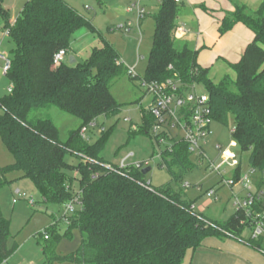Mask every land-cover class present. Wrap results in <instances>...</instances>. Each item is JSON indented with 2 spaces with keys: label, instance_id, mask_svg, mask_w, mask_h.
Listing matches in <instances>:
<instances>
[{
  "label": "trees",
  "instance_id": "1",
  "mask_svg": "<svg viewBox=\"0 0 264 264\" xmlns=\"http://www.w3.org/2000/svg\"><path fill=\"white\" fill-rule=\"evenodd\" d=\"M0 0V20L12 44L10 69L6 77L9 94L0 99V139L12 154L14 163L0 170L4 176L18 172L29 179L45 201L70 202L80 192V210L68 218L69 231L76 228L80 245L67 256H53L44 248V264L56 261L75 264H183L187 252L199 249L208 238L236 240L262 251V241L242 236L245 227L235 212L218 223L198 213L182 190H174L189 171L197 168L182 142H173L161 153L159 167L166 169L171 181L151 190L142 169L130 167L106 170L110 165L102 157L106 137L89 145L80 130L96 119L117 115L120 106L111 95L112 84L126 75L118 52L103 41L89 59L75 67H52L60 50L70 49L73 34L89 21L62 0H29L14 23ZM234 3V2H233ZM234 12L226 18L219 33L236 23L245 25L254 35L237 64L231 66L235 79L223 77L217 84L197 65V53L176 40L179 6L175 0H160L153 16L154 32L145 76L147 82L178 79L185 85L197 84L206 92L213 121L226 125L234 120L232 133L250 168L260 174L264 187V1L256 12L234 3ZM114 31V30H113ZM119 63V64H118ZM129 78V77H128ZM130 80H133L129 78ZM56 109L78 120L65 142L58 129L41 112ZM148 134L152 119L143 113ZM78 159L70 165L65 157ZM145 162H140L143 165ZM74 171L76 177L68 175ZM98 175L92 180L93 175ZM6 181L0 179V189ZM76 184L78 190H75ZM50 232L53 246L63 236ZM43 235V236H44ZM43 238V237H42ZM8 222L0 215V263L16 249L8 248ZM50 238L48 237L49 241Z\"/></svg>",
  "mask_w": 264,
  "mask_h": 264
},
{
  "label": "rangeland",
  "instance_id": "2",
  "mask_svg": "<svg viewBox=\"0 0 264 264\" xmlns=\"http://www.w3.org/2000/svg\"><path fill=\"white\" fill-rule=\"evenodd\" d=\"M29 0H4L3 7L9 11V18L18 17L24 5ZM74 8L79 14L85 17L90 26H84L76 31L70 41V52L77 57V62L82 64L86 62L94 48L102 47L103 41L114 47L124 61V66H136L137 55L143 57L136 66V73L139 79L130 80L127 75L118 78L111 86V95L120 106L116 116L111 118L100 117L96 119V128H87L85 141L92 145L96 143L102 135L106 137V142L102 151V157L106 163L117 165L122 159L131 156L129 163L148 162L150 172L146 175V180L151 181L154 188H160L170 183L171 178L166 169L159 167L160 155L169 146L165 141L159 144L151 131L143 134L140 131L144 128L143 113L150 104L151 98L146 95L145 90L140 87V82L145 76L149 52L151 49V37L154 31L153 16L156 14L158 1L153 0L150 3L152 16H148L141 28V37L126 29L118 30L119 27H125L128 23H133L129 18L115 13L114 8L118 3L125 0H62ZM128 0H126L127 2ZM139 0L128 5L132 7L137 5ZM156 3V6H155ZM105 4V5H104ZM110 7L103 11V5ZM134 11L131 9V12ZM136 11V10H135ZM138 14V11H137ZM118 15V16H117ZM138 18V15H137ZM107 28H113L112 34L107 33ZM137 35V36H134ZM6 36L0 30V53H4L10 58L11 42L5 39ZM4 63L0 61V99L9 94L10 83L2 71ZM197 91L202 94V87H197ZM40 115L49 117L59 133V140L65 142L68 135L78 127V120L64 114L56 109H50L41 112ZM103 128L101 135L99 129ZM234 129V120L230 116L226 125L212 123L213 135L209 138L206 146V153L209 161L214 166L222 164L220 153L215 150L218 144L223 149L229 146L234 140L231 130ZM240 156L238 147L233 146ZM241 164L244 174L248 173L250 168L247 162V156L241 155ZM65 161L70 165H76L78 159L67 155ZM12 154L5 148L0 139V170L13 165ZM208 162L205 161L199 166L184 175L178 184L172 183L174 190H182L187 201L193 202L195 211L203 214L208 219L223 223L234 213L233 195L243 194L241 188L232 191L221 183L220 176L207 168ZM237 167L235 165H226L224 179L230 178ZM72 178L76 177L74 171H68ZM18 172H10L1 175L6 183L0 189V215L8 222V248L16 245L15 251L0 264H44V248L51 255L61 257L67 256L76 251L80 245V235L76 228L69 231L68 218L74 216L80 208L74 205V211L65 213L64 204L53 201H45L34 184L26 178H21ZM185 185L189 188L186 189ZM75 190L78 188L74 184ZM215 191L213 197H207L210 191ZM29 202H33L30 204ZM67 221H66V220ZM54 230L55 234L63 236L70 232L69 238L61 239L53 246L52 235L47 233L49 241L43 240L45 231ZM244 238L249 237V231L244 230ZM260 254L264 256V245ZM191 252H187L183 264L190 263ZM53 264H75L56 261Z\"/></svg>",
  "mask_w": 264,
  "mask_h": 264
},
{
  "label": "built area",
  "instance_id": "3",
  "mask_svg": "<svg viewBox=\"0 0 264 264\" xmlns=\"http://www.w3.org/2000/svg\"><path fill=\"white\" fill-rule=\"evenodd\" d=\"M175 3L180 5L181 0H175ZM134 8L138 11V19H142L145 15L144 11L139 9L137 5L131 7V9ZM130 26L128 23L125 27H119L118 30L126 29L129 31ZM66 54L65 50L55 53L52 59V67L58 68L64 64ZM0 60L4 63L2 71L6 75L10 69V58L4 53H0ZM125 68L126 75L129 78L133 80L138 79L133 68ZM140 87L151 98V102L146 108L145 113L153 121L149 130L154 135L155 140L159 144L165 141L169 142L168 148L166 147L167 149H170L171 144L175 141L184 143L187 146L190 158L197 167L202 166L207 161V168L220 176L223 186L231 191L241 188L243 194L240 196L233 195L235 212H238L242 217L241 225L245 227V230L249 231L247 239L252 241L260 240L264 245V187L259 188V184L261 183L259 180L260 174L253 168H249L248 173L244 174L240 158L243 153L234 140L225 149L218 144L215 146V150L220 153L221 165L214 166L207 157L206 146L209 138L213 135L212 123L214 121L206 92L203 90V93L200 94L197 91V87H200L199 85H185L178 79H168L164 82H147L142 79ZM88 127L94 129L97 126L94 122L82 128L80 136L83 140H85V133ZM102 132H104V129L100 128L99 133ZM233 132L234 129L231 130V134ZM234 145L238 147L240 156L233 150ZM130 157H125L115 165L117 169L111 167V165H106L105 169L121 171L130 167L142 170L149 167L148 162H145L143 165L140 162L129 163ZM159 159L161 161V156ZM235 164H237V167L230 178L224 179L225 171L223 167ZM97 178L98 175L96 174L91 177L92 180H96ZM141 186L146 190H151L152 188L149 180L143 182ZM185 188L188 189L189 186L185 185ZM214 195L215 191L213 190H210L206 194L210 198ZM29 203L33 204V202ZM74 205L81 208L79 191L74 199L64 204L65 213L74 211ZM43 240H48L47 235L43 236Z\"/></svg>",
  "mask_w": 264,
  "mask_h": 264
},
{
  "label": "crops",
  "instance_id": "4",
  "mask_svg": "<svg viewBox=\"0 0 264 264\" xmlns=\"http://www.w3.org/2000/svg\"><path fill=\"white\" fill-rule=\"evenodd\" d=\"M135 1L137 0H128L127 2L125 0L122 3H118L114 8L115 12L112 11V13L129 18L133 22L129 23L131 25L129 31H133L140 36L144 21L148 16H152L149 6L153 0H139V3H137L138 8L142 9L145 14L140 20L137 18V9L134 8L132 9L134 11L131 12V7L128 5ZM157 1L159 3L156 7V13L160 7V0ZM263 1L181 0L176 19V40L181 46L185 45L188 49L197 53V65L202 70L207 71L208 78L213 83L217 84L225 76L235 79L231 66L240 61L247 47L254 41L253 33L242 23H236L227 32L220 34L219 30L222 22L234 12V3L245 6L251 12H256ZM104 5L103 11L110 8L107 4V6ZM5 9L8 11L7 8ZM16 19L17 17L10 18V23H14ZM0 30L9 42V37L3 30V22L1 20ZM106 30L109 34L115 31L113 28H107ZM98 48H101V46ZM70 50L65 56L64 65L75 67L79 63L77 62V57L71 54ZM142 59L143 57L138 54L137 65ZM120 61L124 65L121 56ZM136 66L127 68H133L136 73ZM136 75L139 79V75L137 73ZM189 264H264V256L260 254V251L247 247L231 238L224 241H220L217 238H208L199 249L191 252Z\"/></svg>",
  "mask_w": 264,
  "mask_h": 264
},
{
  "label": "water",
  "instance_id": "5",
  "mask_svg": "<svg viewBox=\"0 0 264 264\" xmlns=\"http://www.w3.org/2000/svg\"><path fill=\"white\" fill-rule=\"evenodd\" d=\"M150 172V168H145L141 171L143 176H146Z\"/></svg>",
  "mask_w": 264,
  "mask_h": 264
}]
</instances>
